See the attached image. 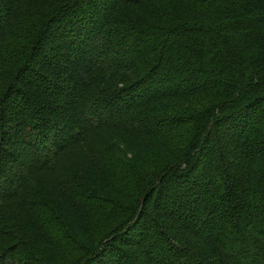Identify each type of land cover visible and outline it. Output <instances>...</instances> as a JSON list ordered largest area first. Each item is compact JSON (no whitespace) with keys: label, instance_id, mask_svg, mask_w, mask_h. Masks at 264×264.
Returning a JSON list of instances; mask_svg holds the SVG:
<instances>
[{"label":"trees","instance_id":"1","mask_svg":"<svg viewBox=\"0 0 264 264\" xmlns=\"http://www.w3.org/2000/svg\"><path fill=\"white\" fill-rule=\"evenodd\" d=\"M0 264H264V0H0Z\"/></svg>","mask_w":264,"mask_h":264}]
</instances>
